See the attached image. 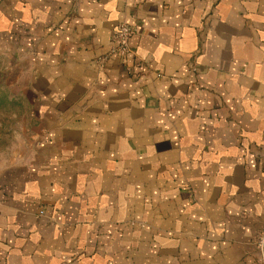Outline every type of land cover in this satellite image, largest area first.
<instances>
[{"label": "crops", "instance_id": "crops-1", "mask_svg": "<svg viewBox=\"0 0 264 264\" xmlns=\"http://www.w3.org/2000/svg\"><path fill=\"white\" fill-rule=\"evenodd\" d=\"M0 62V264H257L264 0H0Z\"/></svg>", "mask_w": 264, "mask_h": 264}, {"label": "built area", "instance_id": "built-area-1", "mask_svg": "<svg viewBox=\"0 0 264 264\" xmlns=\"http://www.w3.org/2000/svg\"><path fill=\"white\" fill-rule=\"evenodd\" d=\"M134 31L131 25L119 23L112 31L111 46L107 55L125 57L130 52V38ZM125 71L129 72L128 66H125ZM255 250L257 264H264V222L255 239Z\"/></svg>", "mask_w": 264, "mask_h": 264}, {"label": "rangeland", "instance_id": "rangeland-1", "mask_svg": "<svg viewBox=\"0 0 264 264\" xmlns=\"http://www.w3.org/2000/svg\"><path fill=\"white\" fill-rule=\"evenodd\" d=\"M3 62H0V69H3ZM2 79H0L1 82ZM4 114L6 115V119L8 116V111L3 112V110H0V148H3L4 142H3V136H4V132L6 133V137H7V130L9 129L8 125H3L2 124V118L4 117ZM9 114H12V118H11V127H10V142L8 143L6 140V146L7 145H11L12 147V151H18L19 149H21V146L23 142H25V137L26 135H23L24 133H22L23 129L25 128V126L23 127L21 125V117L24 115V111H20L19 107L17 104L12 105V109L11 112ZM29 127V126H28ZM30 128V127H29Z\"/></svg>", "mask_w": 264, "mask_h": 264}]
</instances>
